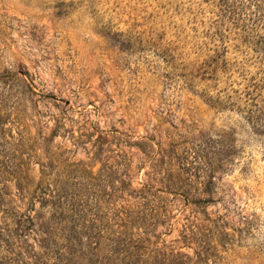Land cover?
I'll use <instances>...</instances> for the list:
<instances>
[{
    "label": "rangeland",
    "instance_id": "rangeland-1",
    "mask_svg": "<svg viewBox=\"0 0 264 264\" xmlns=\"http://www.w3.org/2000/svg\"><path fill=\"white\" fill-rule=\"evenodd\" d=\"M236 13L0 0V233L28 235L16 252L42 251L16 217H58L59 198L76 264H264V133L236 109L264 99V30Z\"/></svg>",
    "mask_w": 264,
    "mask_h": 264
},
{
    "label": "trees",
    "instance_id": "trees-1",
    "mask_svg": "<svg viewBox=\"0 0 264 264\" xmlns=\"http://www.w3.org/2000/svg\"><path fill=\"white\" fill-rule=\"evenodd\" d=\"M259 2L260 0H216L220 12L228 14L229 16H237V10H245L246 8H249L253 18L252 22L256 24L255 28L261 26L264 30V12L261 10V4ZM256 45H258L257 52L264 56V38L259 37ZM261 61H263V59ZM256 88L257 86L255 85V91ZM242 99L244 104L242 106H237V111L243 116V119L253 133H264V99L260 94L254 95L249 91L243 95ZM16 189L20 190L19 186H17ZM40 194L43 195L42 192ZM48 197H50V192H48ZM56 200L58 205H56V207L55 204L52 206H54V210L59 209L62 213L60 206L61 203H59L60 199L56 198ZM61 213L58 217H55V213L53 212L48 220H45L37 214H35L34 217L27 215L17 216L14 226L25 228L26 225H28L29 228L27 227L26 230L31 231L32 228H36V231H33V234L36 235L40 233L42 238H40L37 243L42 251L36 253L33 251L32 246L29 247L28 245H25V248L19 246V250L16 252L12 248V245L15 244L14 241L21 239V241L17 243L26 244L28 235L21 234L16 236L13 231H9L8 227H6L3 230L4 234L0 233V246L2 245L0 250L4 254L3 257H0V264H25L21 258V254H25V256L32 259L30 264H69V262L70 264H76L78 250L75 249V247H77L75 244H80L78 232H76L74 228H71L66 232L64 225L67 224L68 221L65 222ZM55 231L63 234V236L60 234V238L63 242H61L62 244L59 246L57 245L58 243L53 246L52 241L51 244H49ZM21 232L23 233V231ZM64 244H70L71 246L68 247ZM72 261H74V263Z\"/></svg>",
    "mask_w": 264,
    "mask_h": 264
}]
</instances>
